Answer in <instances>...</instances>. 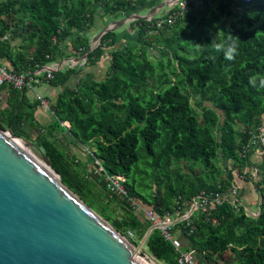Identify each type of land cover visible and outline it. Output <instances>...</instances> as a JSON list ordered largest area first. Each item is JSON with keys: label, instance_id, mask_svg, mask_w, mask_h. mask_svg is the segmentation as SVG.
I'll return each mask as SVG.
<instances>
[{"label": "trees", "instance_id": "1", "mask_svg": "<svg viewBox=\"0 0 264 264\" xmlns=\"http://www.w3.org/2000/svg\"><path fill=\"white\" fill-rule=\"evenodd\" d=\"M137 1L0 0V66L62 88L55 100L47 99L52 120L43 125L35 118L41 101L30 98V90L2 86L0 130L12 128L30 143L88 208L124 237L132 234L135 248L146 239L144 255L156 263L179 264L181 254H189L205 261L200 264H264V161H252L254 138L264 130V0H183L186 11L177 5L159 18L180 13L173 24L138 20L145 32L139 44L116 48L117 31L107 32L89 52L95 5L102 15L119 16ZM229 40L238 46L232 60L215 48ZM105 50L111 62L102 81L87 75L72 87L68 82L80 70L45 71L71 56L93 65ZM26 124L34 135L26 136ZM57 134L83 149L86 161L59 149ZM142 160L152 179L145 194L137 188ZM107 177H123L127 197L113 196ZM239 182L253 185L259 215L232 204V190L243 201ZM219 195L227 197L222 204L176 225L180 252L160 231L149 234L144 213L175 217L196 199L211 202Z\"/></svg>", "mask_w": 264, "mask_h": 264}, {"label": "water", "instance_id": "2", "mask_svg": "<svg viewBox=\"0 0 264 264\" xmlns=\"http://www.w3.org/2000/svg\"><path fill=\"white\" fill-rule=\"evenodd\" d=\"M119 25L101 30L89 52ZM4 101L0 93V104ZM138 253L61 183L30 143L15 137L12 128L0 130V264H147Z\"/></svg>", "mask_w": 264, "mask_h": 264}, {"label": "crops", "instance_id": "3", "mask_svg": "<svg viewBox=\"0 0 264 264\" xmlns=\"http://www.w3.org/2000/svg\"><path fill=\"white\" fill-rule=\"evenodd\" d=\"M178 2V0H138L136 6L130 13H122L119 16L115 15H102L101 9L98 8V5H95L96 17L95 24L92 31L91 41L101 32V30L105 29L108 26H121V28L117 31L118 33V44L116 48L121 47L124 44L137 45L141 42L142 38L145 36V32L140 28L138 24H136L137 17L141 19H159L163 15H166L170 12L171 8ZM200 4V3H199ZM197 3V5H199ZM120 13V12H119ZM124 22V23H123ZM122 23V24H121ZM20 40L15 41V44L18 46ZM86 57H69L68 59L61 60L55 64L56 66H50L52 70H58L59 68H75L80 70V73L77 76H73L68 85L74 87L79 79L84 78L89 75L95 81H102L107 72L110 69L111 56H109V50L104 51V55L93 65H88L85 61ZM78 60H81L80 62ZM62 91V88H53L49 86L47 83H38L35 84L32 90L29 91V96L33 100H37L38 97L41 99L55 100L58 94ZM1 95L5 98V95L1 93ZM48 102V101H47ZM36 120L43 125H48L52 120V113L48 108L40 105L36 111ZM264 131V130H263ZM57 138L61 142L65 141L69 148L68 151L72 152L77 150L75 146L69 142H67L65 135L60 136L57 134ZM79 157L82 162H85V156L83 154V149L79 148ZM258 152L260 149L257 150ZM256 152V151H255ZM261 155V153H260ZM84 156V158H82ZM261 157V156H260ZM259 157V158H260ZM239 187L241 191L244 193V200L249 206L254 202H259L260 198L257 195L254 187L250 183L239 182ZM262 203V202H261Z\"/></svg>", "mask_w": 264, "mask_h": 264}, {"label": "built area", "instance_id": "4", "mask_svg": "<svg viewBox=\"0 0 264 264\" xmlns=\"http://www.w3.org/2000/svg\"><path fill=\"white\" fill-rule=\"evenodd\" d=\"M179 6L181 8V11H186L188 9V3L184 2L183 0H179L177 4L174 6ZM173 6V7H174ZM172 7V8H173ZM180 13H174L172 14L167 20L165 19H159L157 21V26L162 27L166 22H169L170 24H173ZM152 19H149L151 21ZM50 73V72H49ZM48 79H51L52 76L51 74H48L47 76ZM38 83V81H34L31 78H27L26 74H14L9 72L5 67L0 66V88L4 85L12 86L13 88L17 90H23V89H28L32 90L33 85L32 83ZM38 99L41 101V105L48 108V102L44 99H41L38 97ZM63 126L69 127L68 123H63ZM254 145H258V148H262L264 145V134L262 133L261 135L257 136L254 138L253 141ZM260 144L262 146H260ZM96 165L100 166L99 163H96ZM100 172H104L103 169H100ZM256 175V176H255ZM258 174L255 173L253 175L254 178H257ZM107 185H108V190L113 196H118V197H127V193L123 188V183H125V179L123 177H107ZM231 197V198H230ZM230 199L233 202V205H237L238 203L243 206H245V202L242 201L240 202L239 197H238V191L237 190H232L230 193ZM227 197L224 196H217L216 198L213 199V201L209 202L203 198H198L194 201L193 206L189 211H187L185 214H177L175 217L174 216H167L166 218H160L157 215H155L152 211L144 213L147 217V219L152 223V229L150 233L153 231H160L162 233V236L170 243L173 244L175 249L180 252L182 248L181 242L174 236L173 230L176 227V225L179 224H184L185 222H188L193 215L199 211L203 210L204 212H207L211 209H214L216 205L222 204L224 200H226ZM131 207L133 209H136L137 211H142L140 205L136 201H130ZM246 207V206H245ZM249 213V211L247 210ZM133 235L130 234L129 239H132ZM130 241V240H129ZM179 264H196L195 259L193 256L189 254H181V257L179 259Z\"/></svg>", "mask_w": 264, "mask_h": 264}, {"label": "rangeland", "instance_id": "5", "mask_svg": "<svg viewBox=\"0 0 264 264\" xmlns=\"http://www.w3.org/2000/svg\"><path fill=\"white\" fill-rule=\"evenodd\" d=\"M173 50L170 49L168 50L167 53H172ZM156 56H159V53H157ZM196 101H199V98L196 99ZM24 130H25V133H26V136H29V135H34V131L32 130V128L30 126H28V124H26L24 126ZM263 134H264V131H263ZM24 143V141H23ZM142 146L143 144H141V149H142ZM57 147L60 149V148H65L67 151L68 149L70 148L72 150L71 147H68L65 143V141H61L59 144H57ZM260 149V151L258 152L257 150ZM255 154H254V157L252 158V161L257 165L259 163H262L264 161V155L262 152V148H257ZM28 152L33 156L32 152L28 149ZM85 152V151H84ZM221 153V160H220V166H224V161L225 160V157H224V154L222 153V151H220ZM261 153V155H260ZM72 155H75L77 156V159H81L79 157V151L78 150H75L73 151V153L71 152ZM85 156V155H84ZM84 156H82V158H84ZM261 156V157H260ZM260 157V158H259ZM145 163V160H142L141 164H140V170H142L144 172V174L141 176V177H138V192L141 193V194H145L146 190L150 187L151 185V178H148L150 176H148L147 174L150 173V172H147V166L144 164ZM256 176V175H255ZM241 190V188H240ZM243 201L245 202L244 200V197H243ZM259 203L257 202H254L253 204H250L249 206L247 205V203L245 202V206L247 207V210L249 211L250 214L254 215V216H257L259 215ZM122 210L119 209V212H121ZM139 213H142V211L138 212ZM119 217V216H118ZM146 240V239H145ZM145 240L141 243L140 247L139 248H136V250L139 252L138 253V256L142 259V260H145L147 262H149L150 264H158L156 263L155 261H153V259H151L150 257H147L146 255H144V250H143V247L145 245ZM203 261L200 257H197L195 258V262L200 264V262ZM205 262V261H203Z\"/></svg>", "mask_w": 264, "mask_h": 264}, {"label": "clouds", "instance_id": "6", "mask_svg": "<svg viewBox=\"0 0 264 264\" xmlns=\"http://www.w3.org/2000/svg\"><path fill=\"white\" fill-rule=\"evenodd\" d=\"M237 44L229 40L227 44H217L215 45V48L217 51L222 52L224 58L226 60H232L235 57L236 51H237ZM262 84H264V80L261 81Z\"/></svg>", "mask_w": 264, "mask_h": 264}, {"label": "bare ground", "instance_id": "7", "mask_svg": "<svg viewBox=\"0 0 264 264\" xmlns=\"http://www.w3.org/2000/svg\"><path fill=\"white\" fill-rule=\"evenodd\" d=\"M37 163L43 168V169H45V167L37 160ZM45 170H47V169H45ZM145 261V260H144ZM147 264H150L149 262H147V261H145Z\"/></svg>", "mask_w": 264, "mask_h": 264}]
</instances>
